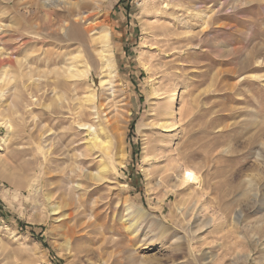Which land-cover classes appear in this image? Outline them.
Listing matches in <instances>:
<instances>
[{"label": "rangeland", "instance_id": "rangeland-1", "mask_svg": "<svg viewBox=\"0 0 264 264\" xmlns=\"http://www.w3.org/2000/svg\"><path fill=\"white\" fill-rule=\"evenodd\" d=\"M39 1L0 0V264H264V0Z\"/></svg>", "mask_w": 264, "mask_h": 264}, {"label": "bare ground", "instance_id": "bare-ground-1", "mask_svg": "<svg viewBox=\"0 0 264 264\" xmlns=\"http://www.w3.org/2000/svg\"><path fill=\"white\" fill-rule=\"evenodd\" d=\"M39 3H40V6L44 8V12L46 14V17L50 21L49 16L54 12V10H52L54 8H52V7H59L62 5V3H65V2H63L62 0H43L41 2L39 1ZM30 4L31 3L26 2L24 5V8L21 11L23 13H20L21 15H23L24 19H27V18L30 19L31 18L32 14L29 13V11H28V7H30ZM93 17H94L93 13L89 12V13H86L83 15L79 12L78 14H76V16L74 15V17L72 19L62 20V21H59V23L51 24L50 28H54L57 30L66 28L68 35L70 34V36H73V37H75L77 34H80V33L82 34L83 30L85 31V33H89V32L96 31V29H100L102 32V35H101L100 41H99V43L101 45V47H100L101 48L100 49L101 58H103L104 63L109 67L110 73L115 72V62H114L113 56H111V55L106 56L108 53H111V49H110L111 34H110V30H109L108 19L106 18V19L99 21L97 23H93L92 22ZM21 19H22V16H21ZM90 20H92V21H90ZM22 22H24V21H22ZM4 32H7V30L1 32V34H3ZM27 41H28L27 39L24 40L23 44H27ZM105 52H107L106 55H104ZM7 56H8V61H12L11 56H13V54L8 53ZM7 56H5V57H7ZM44 60L46 61V59H44ZM76 60H77V57H74L72 59L71 63L67 65L68 67L63 69L64 73L70 74L71 77H74L76 75V66H77ZM8 61L6 58L5 59L3 58L0 60V83H3L4 80H6L5 79L6 77H11V76H7L6 75L7 72L5 73V70H3L7 66V63H9ZM23 62L24 63L31 62L30 57H25ZM33 62L34 61H32V63ZM1 67L3 69H1ZM33 80H35L36 83H39L41 81V79H33ZM10 81H12V80L10 79ZM153 95L157 98H159L161 96L160 99H161V101L162 100L164 101V105L162 104L163 105V107H162L161 103L159 104L160 107L159 108L157 107L158 109L155 111V114H154L155 119L152 120L151 123H147L146 126L157 128L162 132L175 130L176 125H177V123L175 121L176 114H177L176 110H175V103H176L175 95L173 94V92H171V90H165L163 93H161L160 88L155 89ZM59 100H61V96L59 97ZM180 115L182 116V113H180ZM8 124H9V127L11 129L12 124L10 123V121H8ZM83 125H85V124H83ZM120 135H121V133H120ZM94 139L95 140L91 143L92 147H94L97 143V141H96L97 137H94ZM120 142H121V139H120ZM102 147L108 151L110 149V141L106 142L105 145H103ZM121 153H122V151H121ZM121 157H122V159L120 160V163H121V165H124V161H123L124 160V154H121ZM108 170H109V164L106 162H103V165L99 171V175L101 176L100 179L104 178V175H105V173H107ZM198 176L199 175H197L196 173L190 171L184 178L187 179L188 181H190V180L199 181ZM127 206H128L127 207L128 210H131L133 208L130 204H127Z\"/></svg>", "mask_w": 264, "mask_h": 264}]
</instances>
